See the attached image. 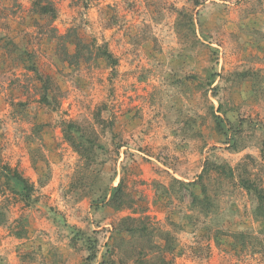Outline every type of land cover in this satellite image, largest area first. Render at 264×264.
I'll use <instances>...</instances> for the list:
<instances>
[{
    "label": "rangeland",
    "instance_id": "374dc122",
    "mask_svg": "<svg viewBox=\"0 0 264 264\" xmlns=\"http://www.w3.org/2000/svg\"><path fill=\"white\" fill-rule=\"evenodd\" d=\"M35 1L0 0V264H264V0Z\"/></svg>",
    "mask_w": 264,
    "mask_h": 264
},
{
    "label": "trees",
    "instance_id": "16d2710c",
    "mask_svg": "<svg viewBox=\"0 0 264 264\" xmlns=\"http://www.w3.org/2000/svg\"><path fill=\"white\" fill-rule=\"evenodd\" d=\"M42 1L43 0L35 1L32 5V11L35 14L48 18L50 20L54 19L56 12L53 6L49 2L43 3ZM69 44L73 45L72 43ZM75 47L77 49V47H79L78 44H76ZM99 51L100 55L108 61L110 66L113 67L115 65V60H113L110 53H108L105 48H99ZM77 54L78 53L76 52L67 57L72 59L75 56H78ZM40 78L42 79L43 83L48 82L49 80V78L46 76H42ZM215 121L217 124V128L222 132L224 128L223 124H221V119L215 117ZM70 132H78L77 126L74 124H68L66 126L64 137L68 140L70 139ZM0 170L2 171L3 174H1L6 178L7 182L13 185V191L20 196V199L27 203L31 201L33 192L32 184H30L26 179L20 176V174L17 173V171H15L14 169L11 170L10 168L3 166L2 168H0ZM239 186L252 198L255 204V207L252 210L253 217L258 220H264V191L258 185L248 180L247 178H240ZM108 202L111 206H113L114 209H121L124 206L125 199L123 198L122 191L120 189V183L117 186L111 187L110 198ZM145 231H147L146 226L137 229V232H139V234L144 233Z\"/></svg>",
    "mask_w": 264,
    "mask_h": 264
}]
</instances>
